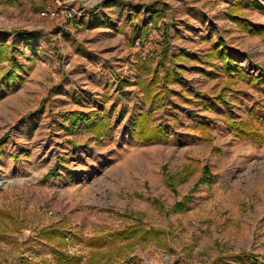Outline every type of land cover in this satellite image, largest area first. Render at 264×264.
I'll return each instance as SVG.
<instances>
[{"label": "crops", "instance_id": "1", "mask_svg": "<svg viewBox=\"0 0 264 264\" xmlns=\"http://www.w3.org/2000/svg\"><path fill=\"white\" fill-rule=\"evenodd\" d=\"M62 2L93 13L57 42L51 32L66 18L40 12ZM9 13L36 26L0 23V91L40 94L33 118L48 138L42 154L87 167L98 155L161 151L176 140L169 152L204 157L223 145L243 165L264 159V44L235 27L264 25V0H0V19ZM12 147L8 140L1 151Z\"/></svg>", "mask_w": 264, "mask_h": 264}, {"label": "rangeland", "instance_id": "2", "mask_svg": "<svg viewBox=\"0 0 264 264\" xmlns=\"http://www.w3.org/2000/svg\"><path fill=\"white\" fill-rule=\"evenodd\" d=\"M62 5L73 7L62 2L56 9ZM73 8L76 16L51 32L55 41L73 32L71 21L93 13ZM7 16L0 23L12 29L36 26L25 15ZM31 54L54 78L55 67ZM71 66L64 58L62 70ZM25 89L0 91V264H264V159L243 165L244 157L223 145L193 157L188 150L169 152L177 146L171 140L163 143L166 150L98 155L94 166L84 167L76 158L42 154L48 138L35 131L44 124L33 118L40 94ZM8 140L14 147L1 151ZM205 179L210 183L203 188ZM129 224L164 236L124 238L115 245L119 254L112 249V256L90 262V238Z\"/></svg>", "mask_w": 264, "mask_h": 264}, {"label": "trees", "instance_id": "3", "mask_svg": "<svg viewBox=\"0 0 264 264\" xmlns=\"http://www.w3.org/2000/svg\"><path fill=\"white\" fill-rule=\"evenodd\" d=\"M240 23V22H239ZM241 24V23H240ZM246 32L249 34H257L260 39L264 42V25L262 26H252L249 24H245L242 26ZM5 53L4 47L0 46V60L3 59V54ZM202 180V179H201ZM181 203L176 206L175 209H180ZM163 237V231L162 230H157L152 227L148 228H141L139 224H129L123 228V230L119 232H113V233H101L96 235L93 238H90L88 240V244L93 247L95 251L92 252L91 255V261L90 262H95L96 260L94 259L96 256L97 257H110L112 256V251L116 250L117 254L120 253V250L115 247L117 242L123 240L124 238L126 239H131L132 242L134 239L139 240V239H151V238H160ZM102 248H104L102 250ZM113 249V250H112Z\"/></svg>", "mask_w": 264, "mask_h": 264}, {"label": "built area", "instance_id": "4", "mask_svg": "<svg viewBox=\"0 0 264 264\" xmlns=\"http://www.w3.org/2000/svg\"><path fill=\"white\" fill-rule=\"evenodd\" d=\"M79 12H82V10L80 9ZM77 13L78 12L73 7H68V6H64V5H62L59 9L47 8V9L40 12L41 15L49 16L52 18H55V17L58 18L62 14L63 17H66L69 19L75 17Z\"/></svg>", "mask_w": 264, "mask_h": 264}]
</instances>
